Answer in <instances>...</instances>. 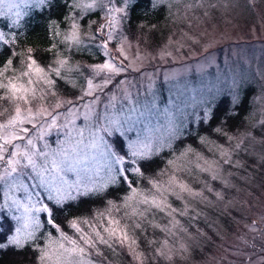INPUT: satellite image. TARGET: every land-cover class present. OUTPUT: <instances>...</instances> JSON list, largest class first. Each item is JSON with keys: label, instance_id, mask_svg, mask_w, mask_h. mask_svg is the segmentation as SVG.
<instances>
[{"label": "snow or ice", "instance_id": "1", "mask_svg": "<svg viewBox=\"0 0 264 264\" xmlns=\"http://www.w3.org/2000/svg\"><path fill=\"white\" fill-rule=\"evenodd\" d=\"M38 3L56 6L59 0ZM130 3L72 0L73 8L82 10L81 15L99 8L106 16L104 23L86 34L87 42L104 55L101 62L88 65L85 74L81 65L72 64L63 54L45 64L32 48L14 51L18 34L3 28L19 27L23 14L18 10V0H0V18L10 19L0 28V188L4 195L0 208L17 213L12 216L14 231L0 240V252L22 249L30 243L38 252V264H114L110 257L119 258L124 252L132 264H174L175 257L187 251L184 244L176 248L175 240L169 239L178 231L187 232L176 217L188 216L196 198L206 199L185 176L207 173L211 180H217L225 166H239L233 156L246 150L251 133L233 136L216 127L212 131L231 142L227 147L216 145L219 159H209L188 145L168 159L165 168L149 175L157 164L154 157L164 149L176 151L173 142L185 134L186 123L166 110L167 122L153 124L154 101L142 104L133 98L126 76L118 79L130 69L119 31L128 18ZM71 19L63 43L82 51L86 40L81 25L76 17ZM113 41L120 42L122 59L109 52ZM72 74L81 77L83 83L75 99H66L59 96L57 88L60 81L76 88ZM110 86L119 89V94ZM233 102L237 103L235 97ZM101 105L103 111L99 110ZM216 116L218 113L210 115L206 110L197 120L203 125ZM81 118L83 123L78 125L76 121ZM258 124L264 128V119ZM54 131L58 135L51 140ZM129 133H135L134 138ZM199 139L208 142L206 136ZM204 187L212 191L206 182ZM109 189L124 195L104 201L105 207L94 210L91 216L61 219L76 202L86 203L82 197ZM169 197L183 201L184 206L173 207ZM161 214L166 223L158 222ZM149 229L153 233L159 230L165 239H148ZM42 238L47 241L43 245L38 242Z\"/></svg>", "mask_w": 264, "mask_h": 264}, {"label": "rangeland", "instance_id": "2", "mask_svg": "<svg viewBox=\"0 0 264 264\" xmlns=\"http://www.w3.org/2000/svg\"><path fill=\"white\" fill-rule=\"evenodd\" d=\"M62 1L67 2L69 11L63 22L53 20L50 23L53 42L49 49L52 51L48 49L49 52L41 54L21 42L26 20L36 12L49 8V4L41 6L38 0H18V10L23 14L20 26L3 28L4 23H10V19L0 18V28L18 34V47L14 51L23 52L32 48L36 58L45 64H51L57 54H63L70 58L72 64L81 65L87 74V66L101 62L104 54L87 42L86 34L105 22V13L96 8L81 15L82 10L74 9L72 0ZM135 1L131 0L129 12ZM148 1L150 11L161 9L165 16L159 21L143 19L134 25L131 22V26L128 13L119 31L127 56L125 63L130 65V69L118 79H125L126 76L133 98H138L142 104L154 101L153 124L164 125L167 122L166 110L167 113H175L186 123L185 134L173 142L176 151L173 153L170 149H164L158 157H154L157 164L161 162L153 166L149 175L165 168L166 161L179 155L188 145L209 159H219L216 145L224 144L227 147L231 142L220 135H207L208 131L203 128H208L206 126L211 124L212 119L201 125L197 118L203 117L206 110L210 115H215L217 106L225 99L228 113H237L246 91L252 90L248 95V99L251 96L250 100H247L249 110H245L244 104L240 107L245 111L243 127L236 131L223 128L224 132L233 136L251 133L246 141V150L233 156L234 161L240 162L239 166H225L221 178L217 180H211L207 173L197 175L194 172L192 176H185L197 191H203L206 199L196 198L191 202L188 216L176 217L187 232L178 231L175 238L169 239L175 240L176 248L184 244L187 251L177 255L174 264H264V128L258 124L264 119V0ZM72 17L77 18L81 34L86 40L81 46L84 49L82 51L69 49L63 43L64 35L70 30ZM119 43L113 41L109 45V52L122 59L118 52ZM70 78L76 80L78 86L73 88L60 81L57 91L61 97L75 99L80 94L79 85L83 80L75 74ZM110 87L119 94V89ZM234 97L237 103L233 102ZM49 100L54 102L51 97ZM99 110L103 111L102 105ZM76 123L82 124L83 119H78ZM57 135L54 131L50 139L54 140ZM193 135L198 136L196 142L192 141ZM129 136L134 138L135 133H129ZM200 136H206L208 142L202 143ZM190 137L192 140L189 141ZM192 160L194 164V156ZM205 182L212 189L211 192L204 187ZM16 195L21 196L22 193ZM169 199L173 201V207L184 206L183 201H176L174 197ZM3 202V190L0 188V204ZM104 207L102 203L79 215L91 216L94 210ZM16 214L15 211L0 208V216L6 217L0 219V225L4 228L0 240L14 231L16 222L12 216ZM157 220L162 224L167 222L162 214ZM41 231L46 235L45 229ZM65 231L71 234V229L65 227ZM146 235L148 239H165L159 230L153 233L149 229ZM38 242L43 245L47 241L42 238ZM24 248H28L29 258H34V264H38L35 247L29 243ZM24 248H10L0 254ZM110 259H113L114 264H132L126 252L121 253L119 258Z\"/></svg>", "mask_w": 264, "mask_h": 264}, {"label": "trees", "instance_id": "3", "mask_svg": "<svg viewBox=\"0 0 264 264\" xmlns=\"http://www.w3.org/2000/svg\"><path fill=\"white\" fill-rule=\"evenodd\" d=\"M148 4H149L148 0H136L135 4L131 5V9L129 12V16H130L129 24H131L132 22L134 25L137 22H140V20L142 21L143 19H148L149 22L163 20L165 16L163 11L161 9L157 10L156 12L150 11L149 10L150 5ZM68 11L69 9L67 6V2L59 0V3L56 4V6H51L49 4V8H45L44 11L36 12L34 15H31L26 20L27 22L24 26V29L22 30L23 37L21 38V42L24 44L26 43L27 45L33 47L36 52H39L41 54L47 53L46 51H48L49 47L52 45L53 42L50 31V23L53 20L55 21L58 20L59 22H63L64 21L63 18L67 15ZM251 92H252L251 89H248L246 91L245 98L242 99V102L238 107V112H239V113L237 112L238 114L228 113L229 108L226 102L227 99L221 101L219 106H217L216 108L217 109L216 114L218 113V116L212 119L210 125L206 126L208 128L205 129L203 128V130L208 131L207 135L210 134L219 135L214 131L212 132V129L216 128L217 126H220L222 128H228L232 131L233 130L236 131L239 128H242L243 127L242 117H244L245 111L243 109L241 110L240 107L244 104L245 110L246 111L249 110L250 107L247 100H250L251 96L248 99V95ZM237 125L238 127H236ZM193 136H194V140L191 139L192 136L188 140L189 141L192 140L196 142L198 136L196 135ZM160 162L161 161H159L157 165H159ZM122 194L124 193L123 192L113 193L111 189H109L105 194L98 195L97 197L82 199L86 201V203L80 204L79 202H77L74 205V208L69 209L67 212L61 215V219L66 220L65 218L72 217L73 215H79L85 213L91 207L97 208L102 203L104 204V201L108 199H116L118 196H121ZM28 248H24L23 250L20 251H14V252L8 251L1 253L0 264H25V263L34 264L35 262L33 260L34 258L33 257L29 258L31 255L27 252Z\"/></svg>", "mask_w": 264, "mask_h": 264}]
</instances>
